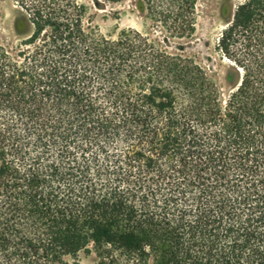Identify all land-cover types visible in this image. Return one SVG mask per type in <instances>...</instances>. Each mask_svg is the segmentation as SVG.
<instances>
[{
    "label": "trees",
    "instance_id": "16d2710c",
    "mask_svg": "<svg viewBox=\"0 0 264 264\" xmlns=\"http://www.w3.org/2000/svg\"><path fill=\"white\" fill-rule=\"evenodd\" d=\"M11 1L28 35L0 44V264H264V0L217 37L224 100L168 49L196 0H135L161 39Z\"/></svg>",
    "mask_w": 264,
    "mask_h": 264
},
{
    "label": "rangeland",
    "instance_id": "374dc122",
    "mask_svg": "<svg viewBox=\"0 0 264 264\" xmlns=\"http://www.w3.org/2000/svg\"><path fill=\"white\" fill-rule=\"evenodd\" d=\"M87 8V18L98 28L99 33L116 36L121 31L133 29L150 33L151 37L161 39L162 32L149 23L135 7V0H78ZM236 0H196V30L190 39L175 40L168 49L181 52L200 65L217 86L224 100L231 85L226 83L225 74L228 62L215 51L219 32L229 21V12ZM24 16L11 0H0V44L7 49H15L28 35L24 29ZM82 264L95 260L93 253H80Z\"/></svg>",
    "mask_w": 264,
    "mask_h": 264
}]
</instances>
